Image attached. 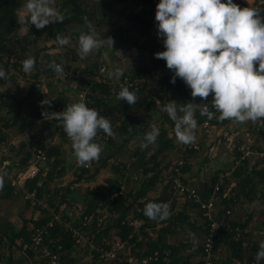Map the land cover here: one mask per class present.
I'll return each instance as SVG.
<instances>
[{
    "label": "rangeland",
    "instance_id": "1",
    "mask_svg": "<svg viewBox=\"0 0 264 264\" xmlns=\"http://www.w3.org/2000/svg\"><path fill=\"white\" fill-rule=\"evenodd\" d=\"M138 1L141 2L142 0ZM233 1L235 4H238V0ZM159 2L160 0L151 5L142 6V13H144V11L145 13L144 15L142 14L143 20L139 27L135 25L131 17H127L133 20L130 22L131 27L126 26L124 20L119 23L116 17H112L113 20L110 21L107 26L104 23L103 25L100 24V27L95 26L97 33L100 34L101 37L105 33H108L109 35L105 39L109 36L114 38L115 44L113 49L111 50L107 47H103L81 58L77 54V49L79 47L78 38L81 31L71 30V26L63 25L61 35L67 36L70 39L68 45L60 46L57 43L55 44L53 37H50V40L45 42L47 32L45 28L39 30L35 29V34L33 33V25L24 23L28 15L25 9L27 1L19 0V27L16 31L17 37H14L13 41H9V43L5 44L4 48L2 47L0 55L2 56V61L9 58L11 59V63L16 62L17 58L20 60V56L25 60L32 57L35 59V65L31 72H24V74L21 75L22 78L16 77L15 83H9L5 87L6 90L9 91V94H11V99L8 111L0 114V135L1 133L5 135L4 140L0 141V157L10 153L11 149L15 150L12 155L13 160L19 165H23L22 160L25 158L27 152L31 153L32 157L29 161L34 162L35 156L33 153L36 151V148L34 147L33 141L43 139L48 146L60 147V145H62V151L59 149V157L63 161L61 166L66 169V172L62 177L55 178L50 182L44 190L37 193L38 195L36 194L40 200H46L51 196L54 187H58V189L63 191L68 186L72 189V193H70L71 196L76 197L78 195L77 192H83L84 195L86 189H94L98 186H103L108 178L117 175L112 168V165L115 164L119 168V181L123 184L121 186L122 188H120V193L123 192L124 198L128 201L127 203L133 205L134 193L138 191L140 185H142L146 179H144L142 175L143 165L150 168L153 167L155 163L159 164V179H161L162 176L168 173L170 174L173 165L180 160L183 161L184 166L186 165V169L183 172L186 185L189 188V185L193 184V187L200 191L202 188H206L207 185H211L214 177H220L230 173L234 166L235 159L242 154L241 152H248V150L251 153L246 156L244 160L246 163L243 165L242 162L236 167V169L238 167H243L240 176H234L233 173L235 169L229 177L232 178L233 183L237 185L240 184L242 179L247 177L248 184L251 182L252 184L254 183L258 198L261 196L258 192H264V184L261 183V178L258 174L260 171H264V158L259 155L261 151L264 152V141L259 138V136L262 135H258V130L254 122L250 125V129L253 133L252 138L256 137V139L248 140V134L251 133H245L243 130L246 128L243 127L241 133L239 132L240 134L237 136L244 137L245 139L241 140V143L238 144L234 140L237 136H233V130H235L234 127L239 124L232 120H230L231 122L228 127H226L227 125H211L208 121H206L207 124L204 122L202 125H198L195 130L196 140L194 143L185 145L177 140L174 132L175 123L169 118L167 113L161 111L162 105L164 106L167 102L171 101H175L179 106L186 103L207 105L211 99H213L214 94H210L206 100H202L199 97L193 99L191 96V89L178 77L176 81H181L183 84L188 94L186 98L179 93H171L167 97H164L159 91L157 81L164 78L171 80L175 75L174 70H169L167 68L164 60L155 58L156 53L166 50L164 48L163 38L157 35L158 22L155 20V15L156 6ZM52 26L53 24L48 25V28ZM24 44L26 50L21 52V49L24 48ZM53 61H57L56 63L59 62L60 65L69 68L67 70L72 75L78 74L79 80L78 78L72 80L69 79V77H47L49 71H45V69H47L49 64ZM117 67L123 69V74L127 77L134 79L137 77L144 78V82L142 81L136 86V89L139 90V100L135 105L127 104L130 107V112L138 115L140 123L142 125H147L146 134L151 131L152 126L155 125L159 127L160 135L155 144H149L153 145L150 146V148H148L149 145L146 148L141 147L142 144L146 143L144 140L146 134L142 137L132 139L128 144L122 145V139L118 132L120 123L119 117L121 114H119L118 117L116 116L117 118L114 114L109 115L108 118L111 119L114 136L110 137L102 131L98 132L95 139L97 143L104 146V150L99 160L86 164L88 165L87 168L90 173H93L95 169L98 171L94 174L93 178L84 180L78 184H72L74 172L81 166L77 163L72 148V142L67 137V134H65L66 137L64 140L66 143H63V139L59 136L58 132L52 127H45L44 122H50L52 119L47 116L45 117L42 113L51 112V109H49L50 105H61L64 102H67L69 105L77 102L88 103L86 104L88 107L93 105L94 101L92 99H87L86 97L81 98L79 96L80 92L90 91L84 83V79L82 77L80 79V75L83 73L82 71H84L86 75H88V73H93L107 77L109 82L113 81L112 84H108L105 102L116 104L118 101L116 99V93L119 92L120 86H127L120 82L123 77L119 80L109 78V73L113 72ZM101 68H104L102 73H100ZM145 69H148L149 72L146 71L144 73ZM53 75L60 76L55 72ZM130 90L136 91L134 87L130 88ZM15 94L18 95L16 98L14 97ZM45 100H49L51 104L42 105L41 102ZM152 102H154V105ZM19 107H21V110H19ZM37 112H40L38 118L34 116ZM198 112H200V110H197L195 114ZM178 115H183V113L178 112ZM15 116H17V118L14 122ZM106 139H109L111 142L107 143L108 141H106ZM163 142H166L165 148L153 159L152 155L158 147L164 146ZM20 143L24 144V147L18 152L16 149L19 148L18 145ZM237 147L241 148L237 149ZM135 152L138 154H134ZM108 155L110 157L107 158ZM139 155L143 156V161L138 164V168H134L133 163L136 162ZM51 162V158L47 162L39 161L37 164L38 172L41 170L42 173H46L47 170L49 171L52 169L49 164ZM59 167L58 165L55 169H60ZM19 169L20 167L16 168L14 172ZM151 175L152 173H149L147 177ZM7 183L8 182L4 180V185H7ZM159 183L160 181L156 183L155 188L149 191L143 198L148 199L158 196L163 186L162 183L160 185ZM2 189H0L1 193H3ZM239 190L240 187L237 191L239 192ZM14 192L19 193L15 199H12L16 210L13 211V206L9 209L8 206L10 203L8 204L7 202L0 201V219H2L0 223H2L1 221L11 220L13 222L15 221L17 225H21L26 220L30 223L45 215L40 208L34 207L32 202L27 203L30 200L24 199L19 190L14 189ZM55 200V205L60 203V196H56ZM139 200L144 201L142 198ZM73 202L75 204L72 205L70 209L71 215L69 216L71 220L77 216V213L82 210L83 206H81V201L78 202V199H74ZM257 207H255V209H260ZM60 208L63 207L60 206ZM252 208L251 206L249 207L248 205L241 204L235 210L234 216L238 221H244L248 218L246 215H249ZM181 210L182 208H180V211ZM9 211H13L11 215H9ZM190 214L192 218L189 221L194 228H188L185 232H178L170 238V242L177 244L179 241H186L190 247L193 246V250L195 251V248L199 247L204 240L205 228L200 214L195 209L191 210ZM103 215L107 217L109 214L103 210ZM131 216V212H129L125 218L128 217L131 219ZM114 217L117 218L118 215ZM107 219L104 218L101 222L105 224ZM134 221L137 222L138 220ZM139 224L140 222H137V226H139ZM139 229L140 228H138V230ZM113 232L111 231L109 234L111 249L118 253H126L127 249L125 244H121L117 240L116 233ZM143 232L147 233V235H155L157 230L149 224V226L143 229ZM87 241L88 240H86V243ZM86 245L87 244L81 242L72 252L68 253L66 251L63 255L74 258L75 264H96L95 257L90 254V248H87L89 247L88 245L85 250ZM143 249L145 248L143 247ZM217 253L219 259L216 264H228L225 260L227 254L222 244L218 247ZM198 259L199 256H194L190 261L194 262ZM2 263L4 262H0V264Z\"/></svg>",
    "mask_w": 264,
    "mask_h": 264
},
{
    "label": "trees",
    "instance_id": "2",
    "mask_svg": "<svg viewBox=\"0 0 264 264\" xmlns=\"http://www.w3.org/2000/svg\"><path fill=\"white\" fill-rule=\"evenodd\" d=\"M141 2L147 6L151 5L152 3L158 2V0H142ZM67 7L70 9V13L65 12L63 14L65 16V21L63 23L77 22L85 27V33H87L88 29L86 27L85 21L86 19L87 21H90L93 15L83 10L80 5L77 4V0H63L62 8ZM18 8L19 0H0V53L2 51V47H5V44L9 43V41H13L14 37H17L16 31L19 27ZM104 15L105 13H103V16ZM138 17V15L132 17L134 22ZM100 23L101 21L96 22V25H99ZM35 29L36 28L33 25V33L36 34ZM61 30V23H57L56 27L53 30L48 31L47 35L53 37L56 41V36L57 34L61 33ZM108 35V33H105L104 35H102L101 38L105 39ZM23 46L24 48L21 49V52H24L26 50L25 44ZM1 58L2 56L0 55V67H2L5 72H7L9 68H12L15 71V74L10 76L9 79L5 81V84L8 85L9 83H15L16 77L19 78V76L24 74L22 61H24L25 59L20 56V60L17 58L16 62L11 63V59L6 58L3 62ZM53 62L56 63L57 61ZM63 68L69 69L65 66H63ZM45 71H49L47 77L54 76V71L49 66L47 69H45ZM146 71L149 72L148 69H145L144 73ZM82 72L83 73L81 74H85L84 71ZM95 75L97 74L88 73V78L84 81V83L90 89V91H87L88 93L86 94V98L92 99L94 101L93 105L89 107L96 109L100 115L105 116L106 118H108V116L111 114H114L115 117H118V115L121 114V116L119 117L120 123L118 126V132L122 139V145L128 144L132 139L136 137L144 136L147 132V125H142L140 123V118L138 117V115L130 112V107L128 106L126 101L118 100L116 104H110L105 102V97L107 95L108 90V83L93 82L91 78ZM124 76L125 75L123 74L122 77ZM129 79L133 80L134 78L129 77ZM106 81H108L107 78ZM170 81L171 80L168 78H164L157 81L159 91L164 95V97H167L171 93H179L183 95L184 98L188 96L181 81H175V84L170 83ZM134 90H137L136 86L134 87ZM7 96V102L3 103V105H6V110L8 111L11 99V94H9L8 90ZM17 96L18 95L16 94L14 95L15 98ZM211 103L212 99L207 105L209 106V110L214 113L213 118L209 120L207 116H201L200 112H198L197 114H195L197 124L202 125L206 121H208L211 125H227L228 123H230V120L219 119L220 113L216 109L211 107ZM152 104L154 105V102H152ZM68 105L69 104L67 102H64L61 105H50L49 109H51V112L48 113L62 112ZM19 110H21V107H19ZM39 114L40 112H37V114H35L34 116L38 118ZM16 118L17 116H15L14 122L16 121ZM51 119L52 121L50 122H44L45 127H52L56 132H58L59 136L63 139V141H65L64 139L66 137V133L62 127V122L57 121L53 118ZM260 120L264 122V118ZM130 126L132 127L131 131L129 130ZM4 138L5 135H2L1 133L0 141L4 140ZM106 141H108L107 143L111 142L109 139H106ZM94 142L97 143L96 139L94 140ZM163 143L164 146L158 147L155 153L152 155L153 159L165 148L166 142ZM33 144L36 148V151L41 150L44 153V155L47 157V161L50 158L52 159V162L49 163L50 168L52 169H50L49 171L47 170L46 173H42V171L39 170V172H37L34 178L27 180L25 183V188L29 192H34L36 198L39 199L37 197V193H40L41 190H44V188L55 178L62 177L66 172V169L61 166L63 164V161L59 157L60 151L58 147L48 146L45 141H40V139L33 141ZM150 146L153 145H149L148 148H150ZM23 147L24 144H20V147L17 148L18 152H20ZM36 151H34V153ZM134 154L137 155L138 153L135 152ZM108 157L110 156L108 155L107 158ZM30 159L31 153L27 152L25 158L22 160L23 165L20 164V166H26ZM142 161L143 156L139 155L137 157L136 162L133 163L134 168H138V164H140V162ZM242 162L243 165L246 163V161L244 160ZM58 165L60 166V169H57V171L55 168ZM112 168L117 175L108 178L105 181V185L103 186H98L94 189H86L83 195L82 210L80 211V213H77V216L73 220H71V218L69 217V214L71 212L70 209L72 208V204H70L71 200L69 199V195L70 193H72V189L67 186L63 191L58 189V187H54L52 195L49 196L46 200H43L47 203L49 208V210H41L43 214H45L43 215V217H39L38 219L31 221L30 223L26 220L21 225H17L14 222L7 221L4 223H0V262H4L2 264H10L11 254L16 253L22 259L30 261L31 264H47L48 257L42 256L40 253L35 252L32 249H28L25 251V253H23L22 246L25 243L30 242V228L43 225L47 221L51 220L52 212L61 214L66 221H69L74 228L78 229L83 235H85L86 240L88 241L87 243L86 241L83 243L89 246L87 247L86 245L85 250L86 247L90 248V254L93 255L96 260L98 259L101 250H112L109 244V234L111 233V231H114L116 233L115 235L117 236V240L121 244H125V247L127 249V252L120 253L121 255L134 256L138 259H142L143 257L152 256L154 252H157L158 258L155 264H203L201 260V246H195L196 248L194 251L193 246L190 247L186 241H179L177 244L170 242V238H172L178 232H185L188 230V228H194V226L189 221L192 218L190 211L193 209L197 211L198 203L193 202L191 200H187L185 204H182L180 207L177 208V210H175V204L172 202L169 205L170 215L166 219L150 220L143 215L145 205L150 202L163 204L166 200H168V181L166 179V176H168L169 173L159 179V164L155 163L153 164V167L150 168H147L143 165L142 175L143 178L146 179L144 183L140 185L138 191L134 193V207V203L133 205L131 203H127L128 201H126V199L124 198L123 192L120 193V187L123 184L121 183V181H119L118 166L113 164ZM238 168L234 171V176H240L243 167H240L239 169ZM185 169L186 165L184 166L183 164V166L181 167L182 175ZM97 171L98 170L95 169L93 173H90L88 168H85L84 166H79V168L74 172V179L72 181V184H78L84 180H89L93 178L94 174H96ZM149 173H152V175L150 177H147ZM258 174L260 175L261 183L264 184V171H260ZM246 178L247 177H245V179H242L240 184H238V187H240L238 194L244 198L243 204L248 205L249 207L254 201L259 200V206H256L257 208H259L264 199V196L261 195L259 199L256 195L257 193L254 183L252 184L251 182L248 184V179ZM231 179L232 178L230 177L226 178V183L228 184ZM159 181V185L161 183L163 184L160 190V194L156 197L148 199L143 198L149 191H152L155 188L156 183H158ZM216 181L217 177H214L212 180V184ZM206 188V193H209L211 191V185H207ZM2 191L3 195H1V198L3 199L10 195L14 191V188L7 183V185L3 186ZM58 195L60 196V203L55 205V198ZM141 198L144 199V201H140L139 199ZM29 202L31 201H28L27 203ZM33 204L34 207H37L35 203ZM60 206L63 208H60ZM180 208H182L181 211ZM103 210L109 214L107 217H104ZM255 210L257 209L253 207L249 215H246L248 216V218L244 221H238L234 224V226L244 228L249 223L250 217ZM129 212H131L132 216L131 219L128 221L138 220L140 222L139 226L129 224V222L126 220L125 216ZM260 212L261 215H264V209H261ZM115 215H118V217H114ZM84 217H90L88 223H85ZM104 218H108L105 224L101 222L104 220ZM149 224H151V226H153V228L157 230L155 235H147V233L143 232V229L149 226ZM204 225L205 224L203 223V226ZM138 228L140 229L138 230ZM204 232L206 234L208 233L206 230H204ZM216 237H219V240L214 241V247L215 249H218L221 244L224 246V249L227 254L225 260L228 264H251V262H255V264H264V260L257 262V260L255 259L256 253L259 250V241L253 242L248 249H244L242 247L243 241H234L232 240L229 234L226 235V233L216 232L215 238ZM47 239H51L55 241L56 244H59L61 246L59 264H75L74 258H69L63 255L64 252H72L74 248L78 246L73 240L72 233L70 231L65 230L62 225L57 224L49 230ZM47 239L44 240V243L46 244ZM143 247L145 249H143ZM194 256H199V259L194 262L190 261V259Z\"/></svg>",
    "mask_w": 264,
    "mask_h": 264
},
{
    "label": "clouds",
    "instance_id": "3",
    "mask_svg": "<svg viewBox=\"0 0 264 264\" xmlns=\"http://www.w3.org/2000/svg\"><path fill=\"white\" fill-rule=\"evenodd\" d=\"M25 9L28 15L24 23L38 30L65 21V16L55 7V0H27ZM155 20L158 22L157 35L163 38L166 49L156 53L155 58L164 60L167 68L174 70L170 83L175 84L176 78H180L191 89L193 99L206 100L214 94L211 107L220 113V120L244 123L264 118V11L254 7L241 9L233 0L226 3L222 0H160ZM85 23L88 31L81 32L78 38L77 54L81 58L103 47L113 49L114 38H101L90 21L86 19ZM56 42L65 46L70 39L57 34ZM34 65L32 57L22 61L26 73L31 72ZM49 67L58 75H64L62 65L51 62ZM122 76L123 69L119 67L109 73V78L116 80ZM6 78L7 73L0 67V79ZM116 99L135 105L139 90L132 91L129 86L121 85ZM41 103L50 104V101ZM197 110L209 120L214 116L204 104L179 106L171 101L161 109L174 121L175 136L185 145L196 140ZM42 115L62 122L81 166L99 160L104 146L94 142L98 132L114 136L111 119L83 102L70 104L62 112ZM159 135V127L153 125L141 147L155 144ZM3 185L4 179L0 176V189ZM258 204L254 201L251 206ZM143 215L150 220H164L170 215L169 205L150 202L145 205ZM255 259L257 262L264 260V240L259 244Z\"/></svg>",
    "mask_w": 264,
    "mask_h": 264
},
{
    "label": "built area",
    "instance_id": "4",
    "mask_svg": "<svg viewBox=\"0 0 264 264\" xmlns=\"http://www.w3.org/2000/svg\"><path fill=\"white\" fill-rule=\"evenodd\" d=\"M240 1H244L247 4V7L260 8L262 11H264V0ZM222 2L226 3L227 0H222ZM103 71L104 68H101L100 73H102ZM6 73L7 78L0 79V114L7 111L6 105H3V103L7 102L8 99L7 90L5 88L7 84H5V81H7L10 76L14 75L15 71L12 68H9ZM19 77L21 78V76ZM53 77H69V79L72 80L78 78L79 80L78 74L72 75L68 72L67 69H64L63 76L55 75ZM81 77L85 81L87 80L88 75L82 74L80 75V79ZM106 78L107 77H103L102 75H95L91 78V80L96 83H113V81H106ZM142 81L144 82V78L137 77L133 80H130L127 76L123 77L120 80L122 84H125L130 88L138 86V84H140ZM87 93V91H84L82 93L80 92L79 96L81 98H85ZM205 124H207V122H205ZM249 153L251 152H243L240 156H238L234 161V166L232 167L231 172L227 173L224 176L218 177L217 181L211 184V191L209 193H206L207 188H202L199 191V189L193 187V184L189 185L188 188L184 181V175H182L181 173V167L183 166V161L181 160L173 165L171 173L166 176L168 181V200H166L163 204L170 205L173 202L175 204L174 209L177 210V208L182 204H185L187 200L198 203L197 211L200 214L201 220L205 224V230L208 232L207 234L204 232V240L200 245L202 248L201 260L203 264H216L219 259L217 253L218 249H215L214 247V241L219 240V237L215 238L216 232L226 233V235L229 234L234 241L242 240V247L244 249H248L249 246H251L255 241L261 242L262 240H264V215H261L260 212L261 209H264V199L259 207L260 209H257L252 213L249 223L244 228L234 226V224L238 222V219L234 216L235 210L241 204H243L244 198L238 194L237 189L239 187L237 184L233 183V179H231L228 184L225 181L226 178L231 176V173L236 169V167L246 159V156H248ZM259 155L264 158V152L259 153ZM34 156V162L29 161L27 165L23 167L20 166L17 162L13 161V157L10 153L1 156L0 176H3V179L7 181L11 187L19 190L24 199L30 200L31 202L35 203L36 206L41 210H49L46 202L37 199L34 192H29L25 188L26 181L34 178L37 174L38 162L47 161V157L41 150H37L34 153ZM19 167L20 169L14 172L15 169ZM84 167L87 168L88 165H84ZM51 217V220L47 221L45 224L30 228V242L25 243L22 246V252L25 253L26 250L32 249L33 251L40 253L42 256L48 257L47 264H59L61 246L59 244H56L55 241L47 239L49 230L57 224L62 225L65 230H68L72 233V238L77 245H79L81 242H85L86 237L78 229L74 228L69 221H66L61 214L51 212ZM128 217H126L127 221L130 220ZM89 218L84 217L85 223H88ZM128 222L129 224L137 226V222L139 221ZM45 239H47V244L44 243ZM157 258V252H154L152 256L138 259L134 256L121 255L120 253L112 249L109 251L101 250L98 259L95 260V263L155 264ZM251 264H255V262H251Z\"/></svg>",
    "mask_w": 264,
    "mask_h": 264
},
{
    "label": "crops",
    "instance_id": "5",
    "mask_svg": "<svg viewBox=\"0 0 264 264\" xmlns=\"http://www.w3.org/2000/svg\"><path fill=\"white\" fill-rule=\"evenodd\" d=\"M27 1V0H26ZM138 0H77V4L80 5V7L87 11L89 14L93 15L92 19L90 20V22L95 26L97 27H100L99 25H103V23L107 26L110 21L113 20L112 17H116L117 21L120 23L122 20H124L126 22V26H130L131 27V21L133 20H130L128 19L127 17H134L136 15H138L139 17L135 20V25L139 27V25L142 23V20H143V15L145 13H142V9L145 4H143L142 2L138 1ZM62 2L63 0H55V7L62 13L64 14L65 12L66 13H70V9L67 7V8H62ZM234 3V1H233ZM239 7L241 9H243L244 7H247V4L244 2V1H240L238 0V4ZM103 13H105V15L103 16ZM143 14V15H142ZM101 23L99 25H96V22H100ZM56 24H53L52 27H49L46 26L45 27V30L47 31L46 32V37H45V42L49 41L50 40V36L47 35L48 31L50 30H53L55 27H56ZM71 26V30H79L81 32H85V27L77 22H66V23H61V29H62V26ZM104 27V26H102ZM61 35V33H60ZM55 44L57 43L56 41H54ZM52 46V45H51ZM48 52V51H47ZM256 67L258 68V65H256ZM233 122H235L234 120H232ZM231 122V121H230ZM238 123V122H236ZM255 125H256V129L258 130V135H262V136H259V138L264 141V122L259 120L258 122H254ZM239 125H236V127H234L235 130H233V136H237L238 134L241 133V129H243V127H245L246 129L243 130L245 133H251V134H248L249 137H248V140H254L256 139V137H253L252 138V131H251V127L250 125L252 124V121H247V122H244V123H238ZM230 125V123L227 124L226 127H228ZM225 127V128H226ZM228 130V129H226ZM262 131V132H260ZM240 132V133H239ZM245 138L244 137H238L235 140V142L238 143H241V140H244ZM259 140V139H258ZM40 141H44L43 139H40ZM62 143V142H61ZM63 143H66V141H63ZM22 144V143H20ZM20 144L18 145V147H20ZM236 146V144H235ZM62 145H60V147H58V149H60L62 151ZM238 148H241V147H237ZM18 151V149H16ZM15 150H12L10 151V154L13 155ZM249 151V150H248ZM256 152V151H255ZM260 152V151H259ZM262 152V151H261ZM260 152V153H261ZM243 153V152H241ZM257 153V152H256ZM34 154V153H33ZM32 158V157H31ZM218 178V177H217ZM259 195H263L264 196V192L260 193L258 192ZM76 194V193H75ZM77 196L76 197H72L71 194L69 195V199L71 200L70 201V204H75L73 201L74 199H78V202L81 201V206H82V201H83V192H77ZM1 195H3L1 192H0V201L1 202H7L8 204L10 203V205L8 206L9 209L10 207H14V202L12 201V199H15L17 197V192H12L10 195H8L7 197L5 198H1ZM244 203V201H243ZM246 203V202H245ZM16 210V208L14 207L13 211ZM13 211H9V215H11V213ZM68 213V212H67ZM80 213V212H79ZM71 215V213L69 214V216ZM2 220V219H0ZM5 220V219H3ZM2 223L6 222V221H1ZM7 222H13L11 220H7ZM14 223H16L14 221ZM10 264H31L30 261H27L25 259H22L18 254L16 253H12L11 254V263Z\"/></svg>",
    "mask_w": 264,
    "mask_h": 264
}]
</instances>
